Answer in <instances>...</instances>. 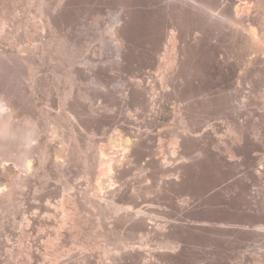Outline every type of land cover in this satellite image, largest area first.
<instances>
[{"label":"rangeland","instance_id":"374dc122","mask_svg":"<svg viewBox=\"0 0 264 264\" xmlns=\"http://www.w3.org/2000/svg\"><path fill=\"white\" fill-rule=\"evenodd\" d=\"M37 1L42 0H21L31 11H18L4 27L0 22V30L6 27L14 37L29 34L27 25L40 21ZM225 1L206 0L212 16L202 17L195 28L183 30L173 19L181 62L166 95L157 99L163 120L156 119L151 107L124 104L115 109L117 130L84 128L67 106L73 100L67 66L57 68L55 56L45 57V50L33 69L1 57L0 95L22 101L20 107L33 111L38 125L30 145L11 139L8 155H0V177L6 174L9 182L26 175L20 165L27 149H33L29 160L35 164L31 183L15 184L11 197H0V264H264V0L242 2L249 1L243 25L257 28L249 43L231 34L239 24L219 15ZM104 10L96 27L82 18L73 36L81 54L102 50L98 65L103 67L118 59L106 31L116 15ZM195 33L199 44L194 48L190 39ZM44 35L52 36L53 43V32ZM0 40V51L13 50V39ZM170 47L161 51L162 61ZM55 48L51 44L53 52ZM197 56L215 62L200 77L192 103L188 80ZM84 61L82 57L78 66L89 74L92 67ZM145 72L160 78L157 66ZM110 73H117L111 89L122 100L120 80L126 72ZM31 78L41 82L33 88ZM81 87L99 88L89 80ZM88 99L78 100L101 113L112 112L101 99ZM23 120L20 116L15 123L30 130ZM141 133L147 137L146 149L136 157L127 153L111 174L112 185L98 193L89 177L96 154L105 149L107 157H117L115 138L134 140ZM2 184L0 190L6 192L10 187ZM64 211L71 216L66 222Z\"/></svg>","mask_w":264,"mask_h":264},{"label":"bare ground","instance_id":"6f19581e","mask_svg":"<svg viewBox=\"0 0 264 264\" xmlns=\"http://www.w3.org/2000/svg\"><path fill=\"white\" fill-rule=\"evenodd\" d=\"M243 1L246 0H226L224 2V11L219 13V15H221L223 18H226V21L230 22L232 25L239 24L240 26L235 27L234 31H232L231 34L236 35L237 37L242 38L244 41L249 43L256 39L257 28L255 27V25H253V27L251 26V28L243 25L245 24L246 17H248L249 11V1H247L245 4L242 3ZM26 4L27 3H21V0H3L2 2H0L1 26H6L5 24H8L9 22L7 20L10 19L11 16L15 15V13H17L18 11L21 12L23 9L24 11L28 10L29 6L27 8ZM104 8H110L109 13L113 12L116 15V20L114 19L115 21H111L112 23H110L106 31L108 36L110 37V40L115 43L114 51H116V55L118 57L117 62H109L105 67L98 65V63H100V61L102 60V55H104L101 53L102 50L99 49L100 52L98 50V53H96L95 50L91 49L87 53L84 52L85 54L82 53L84 54L82 56L79 50L80 42L73 38V36L75 35L74 31L77 30L79 21L82 20V18H86L87 20L91 19V22L93 23L91 24L90 21H88L89 25L91 24V26L96 27L95 25H97L101 20L100 15L103 13V11H105ZM210 9L211 8L207 4L206 0H52V2H48L46 0L37 1L36 14L37 17H39L40 21L34 25H27L31 29L29 34L26 33V36H22L18 35V33L15 34L16 36L14 37L11 35L10 31H7L5 29L6 27L1 28L0 39H4L5 41L6 39H13L14 43L12 44L14 46L13 50L11 51H6L5 49H2L0 51V69L3 65H5L3 64L2 58H5L12 64L20 61L22 64L29 65L30 68L33 69L34 67H37V65L41 64V61L44 58L41 57V52L45 50V52L47 51L45 57H48L50 55L51 57L53 55L55 56L58 64L57 68H60L63 65L67 66L68 68L67 78H69L68 80L71 83L70 95L73 100L70 101L67 106L71 113H73L77 118V123L79 122V125H81L82 127H92L96 130H101L105 126H110L117 130V124H119V120H117V110L115 109H117V106L121 107L124 104H126L127 106H131L133 104H140L145 106L146 108L151 107V112H154L156 110L153 113L155 114L156 119L163 120V114L161 109L162 106L159 105L158 107L157 103L160 98L166 95V87L171 85V79L175 76V73L178 71L181 62L179 56L180 51H182V47H180V35L176 32V28L174 27L172 21L174 18H176L181 24L183 30L192 29L195 28L198 20H201L202 17L210 18L212 16L209 13ZM29 11H31L30 8ZM20 26V23H16V27ZM83 30L84 29H82V31ZM40 31H42V34ZM46 31L53 32V36L56 37H54L55 42L53 41V43H55L57 47L55 48L56 52H53V50L51 49V44H53L52 36H49L48 38V36L44 35V32ZM86 34L88 35V33ZM78 35L80 36L81 34ZM82 37H80V41L82 40ZM90 37L92 40V36ZM83 39L87 41L88 36L87 39H85V37H83ZM198 39L199 38L195 33L194 36L190 39V41L192 42L190 43V45L192 46L193 44V47L195 48L199 44ZM84 40L83 42H85L86 44L87 42ZM166 45H171V49L168 48L171 51L167 55L165 54V60L162 61L161 58L163 57H161L162 54L160 56V53L161 51H164V49H167ZM99 47H101V45ZM208 48L211 51L214 50V47L212 46ZM81 56L83 57V60H85L87 64L92 67L90 69L89 74L84 72L78 66V64L82 63ZM205 56L207 57L208 55L206 54ZM206 57L201 60V58L197 56V58L193 60V71L188 80L189 94L190 98H192L193 100L192 103H194L195 98H197V95L199 93L200 77L204 73V70L208 66H213L212 64H214L215 62H213L210 58L212 57V55H210V57L208 58ZM165 65H167L166 69ZM155 66H157L159 70V79H157V77L153 79V77H151L149 73L145 72V70L153 68ZM116 71L126 72L125 76L122 77L120 80V85L124 87V89L122 90V100H120L118 97H115L113 95V92L115 90L111 89V84H114L115 80H118ZM110 72L116 74L113 75ZM31 79H33V88H35L41 82L38 78ZM88 80L93 84L97 85V87H99L98 90L90 91L87 88H82L81 84H83V82L86 83ZM157 90H160L159 93H157ZM12 95H8L7 93H1L0 95V155H3L5 157L8 152V149L10 148L11 139L19 140L20 138V140H25V143L26 141L29 142L28 144L30 145V142L33 140L32 138H34L33 135L35 129L38 125V121L33 111L31 112L30 109L23 110L19 105L22 101L19 103V100H14L12 98ZM150 96H152L151 101L149 99ZM79 97L82 99L99 98L101 99L100 101L102 103V106L111 109L112 112L101 113L93 107L94 105L91 106L88 105L89 103L86 104L85 102L83 103L79 101ZM89 102H93V100ZM20 116L24 118L27 124H29L28 127H31L30 130L24 131L19 128V124L17 125V123H15V119ZM120 128L124 133L127 134L125 127L120 126ZM134 138V140H129L125 137L123 138V136H120L119 138L117 137V139L115 138L114 142L116 143L115 148L117 149V157H112L113 155L111 156V154L107 157V153L104 154V148H102L104 149V152H102L101 150L100 153L96 154L94 158V165L89 170V177L92 181L91 183H95L92 188H94L98 193L112 185L111 180L113 177L111 174L112 172H114V169H117L120 166L119 164L123 163L122 159L127 156V153L136 157L142 154V148L146 149L147 146L145 147V144L147 141V137L145 136V134L141 133L140 135L134 136ZM248 140L250 141V139ZM111 143L110 145H112ZM44 147L46 148V146ZM30 149H27V157H25L23 161L21 160V165L19 164L22 168V170L20 171L26 174H18V177L20 176L19 182H9V179L7 180L8 176L6 174H4L5 177L1 175L2 177H0V185L2 184V182H5V186L10 188L6 187V192L0 190V197H2L3 195L5 197H11L13 193H15V191L12 193V188L13 186H15V184L21 185L31 183L30 177L32 174L30 173H33L35 164L33 161H30L33 150L32 148ZM54 150L55 149H53L52 151L55 153L56 151ZM44 151H46V149H44ZM47 152H45V154ZM55 155H57V153ZM5 157H2L1 162L4 163V161H6ZM18 160H20V158H18ZM49 163L51 164V162ZM4 169L5 171L8 170L9 172L12 170L11 167L7 168L6 166L4 167ZM62 214L64 221L67 219H71V216L66 211H64Z\"/></svg>","mask_w":264,"mask_h":264}]
</instances>
